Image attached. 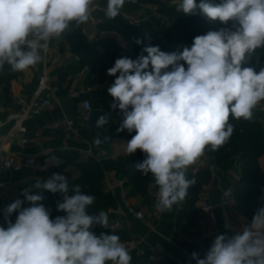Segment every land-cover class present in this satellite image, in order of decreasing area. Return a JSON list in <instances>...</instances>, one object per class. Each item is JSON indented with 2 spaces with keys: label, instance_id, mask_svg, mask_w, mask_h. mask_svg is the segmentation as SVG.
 I'll use <instances>...</instances> for the list:
<instances>
[{
  "label": "clouds",
  "instance_id": "1",
  "mask_svg": "<svg viewBox=\"0 0 264 264\" xmlns=\"http://www.w3.org/2000/svg\"><path fill=\"white\" fill-rule=\"evenodd\" d=\"M95 0H0V71L5 65L21 73L41 64L54 40L90 21ZM136 0H107L105 16L115 20L126 4ZM177 11L200 15L220 26L193 38L190 46L162 51L145 45L135 58H117L107 75L115 77L107 88L110 108L119 110V131L135 132L126 142V154L139 149L142 162L132 167L151 174L157 188L156 210L169 214L196 184L189 168L210 146L219 151L232 137L236 121H252L264 101V66H245L258 51L264 53V0H180ZM143 41L136 39L137 44ZM146 53V55H145ZM109 115L95 122L104 128ZM111 140L105 135L93 144ZM25 188L3 209L7 227L0 226V264H132V255L120 236L107 229L109 213H89L95 196L80 185L52 173ZM42 191L59 193L56 209L65 215L51 218L42 203ZM250 220L238 228L225 223L203 257L195 251V264H264V189ZM27 202L30 206L22 207ZM16 215L13 222L10 217Z\"/></svg>",
  "mask_w": 264,
  "mask_h": 264
},
{
  "label": "crops",
  "instance_id": "2",
  "mask_svg": "<svg viewBox=\"0 0 264 264\" xmlns=\"http://www.w3.org/2000/svg\"><path fill=\"white\" fill-rule=\"evenodd\" d=\"M106 6L107 0H95L90 21L83 24L82 28L88 33H97V35L107 32L99 28L98 24L100 20L96 16L98 11L105 12ZM122 12H125L128 17L142 20L139 14V4H126ZM111 33H116V36H113V38L125 48V45H123L125 40L122 36L115 31ZM87 42L89 43L88 40ZM56 43L59 49L63 51L66 43L60 40H56ZM89 45L92 49H100L99 45L91 46V43H89ZM102 52L104 51L102 50ZM89 65L91 67V64ZM43 66L44 64L42 62L35 68H30L25 72L14 73V79L11 82L9 92H5L0 88V151L15 157H33L36 159L37 163L36 166L32 168H26L12 174L0 171V182H6L10 184L11 187H19L20 189L22 187L35 189L37 180L46 181L52 173H60L68 178L70 186H75L74 182L83 175L82 171L74 163L67 165L65 168L57 169L63 164V161L57 156V153L63 151L77 152L80 156L78 162L83 164L87 163L89 158L95 157L97 161L107 163L108 167L111 166L108 171H105L103 181V191L110 193L116 200V207L105 211L109 213V222L121 220L123 223V229L121 230L111 231L99 227L97 234L100 232L114 233L120 236L121 241L127 240L132 236L140 237L142 243L139 248L131 254L133 258L132 264H150L148 261L141 260V258L144 256L146 257L150 248L154 245H158L161 248V253L158 254L160 263L168 261L173 264H195L194 260L190 261V254L195 251L203 257L204 253L201 252V246L190 243L188 239L196 234L198 227L192 228L185 225L187 229L185 230L177 223L178 215L183 210L189 197L186 198L181 205L174 206L171 213L160 214L159 217H156L150 208L152 186H150L148 190V199L140 195L132 194L133 186L128 184V178L125 174L126 169L120 168L126 161V158L131 156L126 154L125 151L126 142L131 139L130 137L119 131V134L114 136L108 149L105 150L100 147L97 148L93 144V141L99 137L98 133L92 140L83 139L80 133L79 136L65 138L62 133H54L51 130L53 124L66 117L62 108L57 107L39 117L30 118L24 124L27 135H33L35 133L42 134L43 139L40 145H23L20 140L25 137L24 134H19L16 138L10 139L8 135L13 126L5 123V118L9 113L19 110V106L17 105L18 98L32 97L37 86L38 75L42 72ZM107 66L108 68L112 67L111 62H107ZM79 69L80 66L72 61V53L64 55L63 59L50 69L52 80L62 88L60 96L61 101L72 99L75 103V110H77L83 100L89 99L93 105V111H100L103 114H108L110 117L109 119H111L115 125L122 123L117 121L118 117L122 115L119 110H112L110 108L112 97L107 92V88L114 82V77L106 74V79L102 83L92 86L87 81L90 70L84 78H77L76 73ZM93 77L94 76H92L91 79ZM85 87H90L92 90L87 93L85 92ZM69 94L72 95L68 97ZM80 128L87 130L94 128L92 114L91 121L81 125ZM208 160L210 161L207 157L206 161ZM119 162L121 163L119 164ZM260 166L264 171V156L260 159ZM201 170L204 171L205 169L199 166L198 160L195 165L189 168L188 177L192 178V176L196 175ZM240 172L241 163L237 162L226 175L222 173L221 179L210 171L207 172L210 175L208 181H205L202 176L198 179V182L202 183V185L195 206L201 210L204 199H209L215 206L217 215L215 236L217 233L226 231V215L230 216L231 220L229 222L233 228H236L235 219L237 213L232 210L221 209L220 201L225 190L231 187L234 188L240 178ZM20 195L21 194L18 195V198ZM140 210L146 215L144 220H140L135 216V212ZM209 246L210 245H207L204 248V252Z\"/></svg>",
  "mask_w": 264,
  "mask_h": 264
},
{
  "label": "trees",
  "instance_id": "3",
  "mask_svg": "<svg viewBox=\"0 0 264 264\" xmlns=\"http://www.w3.org/2000/svg\"><path fill=\"white\" fill-rule=\"evenodd\" d=\"M216 2H219V0H216ZM138 3L140 8L147 7L152 9L154 6H157L158 11L157 13L155 12L156 16L160 15L164 19L167 18L166 23H168V26H165L163 24L165 22L156 16L142 19L139 24H134L121 15L115 20H109L105 16V12L98 11L96 16L100 20L98 24L99 28L110 33L113 31L118 32L124 40L129 41V47H122L113 36H108L99 42V50L92 49L82 33V25L78 29L73 28L67 31L59 39L68 43L74 54L80 56L82 66L91 64L88 74L89 78L87 79L90 85L95 86L106 79L107 62H111L113 66L115 60L123 56L135 59L147 44L158 45L162 51L166 52L176 51L180 46H190L195 36L205 34L208 30H214L220 26L218 23H209L200 15L184 16L182 12L177 11V8L167 6L165 0H138ZM159 26L162 27V31L159 30ZM137 38L143 42L137 44ZM257 56L259 57V63H257L254 57L245 66H255L257 70L259 67L264 66V53L258 51ZM92 76L94 77L91 79ZM13 79L14 73L10 72L8 66L5 65L3 71H0V88L5 92H9ZM100 115L104 114L100 111H93L92 122L94 123V128L91 130L80 128L79 131L80 136L87 140H92L97 133L101 139L105 135L110 136L111 140L100 146V148L105 150L108 149L114 136L119 134V125L121 123L115 125L109 119L108 124L104 128H97L95 122ZM229 122L235 126V131L230 141L216 152L210 151V146H208L205 149V155L222 170L223 175H226L235 163H241L240 178L235 184L234 190L239 212L248 219H251L254 209L261 203L259 198L262 194L261 190L264 189V171L260 166V159L264 156V130L260 124L244 121L243 119L236 121L230 117ZM120 132L130 138L135 135L134 131L132 133H129L127 130ZM57 156L63 161V164L57 169L65 168L67 165L74 163L82 171L83 175L75 180L74 185H80L83 194L95 196L94 204L89 209L90 214L107 211L110 208L116 207L115 198L110 193L103 191L105 171H108L111 166L108 167L107 163L97 161L95 157L89 158L87 163H79L80 156L77 152L63 151L58 152ZM143 159L144 155L138 149L135 154L126 158V161L120 168L126 169L125 174L128 178V184L133 186L132 194L148 199V190L152 182L151 174L144 176L132 167L135 163L142 162ZM207 172L209 171L201 170L192 176L195 177L196 184L188 190L187 198L189 197V200L177 218V223L182 229L187 230L185 225L192 228L198 227V223L204 217L201 210L195 206V202L198 201L202 185V183L198 182V179L202 176L205 181H208L210 175ZM41 194L44 196L42 203L45 207L48 208L49 203L54 207V211L50 213L51 218L65 215V213L59 212L56 209V202L62 200L59 193L53 194L42 191ZM22 207L27 206L22 205ZM17 214L13 213L10 217L13 222ZM98 228L99 226L94 229L96 233L98 232ZM141 260L148 261L147 256L142 257ZM160 264L173 263L163 261Z\"/></svg>",
  "mask_w": 264,
  "mask_h": 264
},
{
  "label": "built area",
  "instance_id": "4",
  "mask_svg": "<svg viewBox=\"0 0 264 264\" xmlns=\"http://www.w3.org/2000/svg\"><path fill=\"white\" fill-rule=\"evenodd\" d=\"M166 1V0H165ZM135 4H139L138 0H136ZM97 10V9H96ZM121 16L126 20L139 24L141 20H136L134 18L128 17L125 12L121 13ZM82 33L85 35L91 46H98L99 42L105 37L108 36H116V33L104 32L102 34L97 33H88L84 28H82ZM72 53V61L73 63L80 66L79 71L76 73L77 78H84L87 72L90 70V65L85 64L81 65L82 60L80 56L74 54L72 48L69 44H65L64 50L59 49L56 40L52 41L49 47V50L45 56L43 61V70L38 75L37 78V86L31 98L21 97L17 100V105L19 106L18 111H14L9 113L5 118V123L11 124L13 127L9 133L10 139L16 138L19 134H24L20 141L23 145L33 144L40 145L43 139L41 133H35L33 135H27V130L24 127L26 121L30 118L39 117L49 111L56 109L57 107H61V93L62 88L55 84L50 76V69L60 62L64 55ZM92 88L85 87V92H90ZM72 94H69L70 97ZM93 112V105L89 99H85L81 102L80 107L75 110L73 114L70 116H66L63 120L52 125L51 130L54 133H62L65 138H71L79 136L80 126L91 121V114ZM122 115H120L117 121L122 122ZM251 123L259 122L264 130V101L258 105L257 109L254 110V119L249 121ZM205 154L199 160V166L205 170L215 173L219 179H221L222 170L211 162V160L206 161ZM36 159L33 157H15L9 154H4L0 151V171L7 174H12L16 172H20L26 168H32L36 166ZM25 188L15 189L13 190L11 185L8 183L0 182V203L4 201V205H7L13 199V195L16 197L22 193ZM32 190V189H29ZM35 191V190H32ZM157 188L152 187L151 191V204L150 208L152 213L159 217L161 213L156 210L155 204L157 200ZM37 192V191H36ZM8 198V199H7ZM23 196L21 195V200H23ZM8 201V202H7ZM23 205L30 206L27 202ZM220 207L223 210H232L237 213L235 219L236 228L240 226L243 221L250 220L241 214L238 210V201L235 194L234 188H228L222 194V198L220 201ZM3 212V208H0V226L7 227V224L3 217H1V213ZM201 212L204 215L203 219L198 223V228L196 234L189 238L188 241L192 244H196L201 246V252L204 253V248L207 245H210L215 237V227L217 222V215L215 212V206L209 199H204L203 204L201 206ZM135 216L144 220L146 215L143 211L135 212ZM230 216H225V221L229 222ZM104 229V228H103ZM123 229V223L121 220H116L113 222H109L108 228L104 230H121ZM122 242L128 248L130 254L136 251L140 244L142 243V239L137 236H132L127 240H122ZM161 253V248L158 245H154L150 248L147 256V260L151 264H160L158 260V254Z\"/></svg>",
  "mask_w": 264,
  "mask_h": 264
},
{
  "label": "rangeland",
  "instance_id": "5",
  "mask_svg": "<svg viewBox=\"0 0 264 264\" xmlns=\"http://www.w3.org/2000/svg\"><path fill=\"white\" fill-rule=\"evenodd\" d=\"M166 2H167V6H169V7L173 6V7L177 8V5L180 3V0H166ZM157 11H158V7L157 6H154V8H152V9L145 7V8H140V13L139 14L142 17V19H147V18L149 19L151 16H156ZM156 17H159L163 22H165L163 24H165V26H168V23H166L167 22V18L164 19V17L163 16L161 17L160 15L156 16ZM159 30L162 31L163 30L162 27L159 26ZM123 45H125V47H129L130 43H129V41L125 40L123 42ZM114 79H115V77H114ZM256 123L260 124L259 122H256ZM12 189L15 190V189H20V188L19 187H12ZM32 190H35L38 193H40L39 190H36V189H32ZM16 199H18V196L16 197L15 195H13V199L10 202L7 201L8 202L7 205H9L10 203L14 202ZM19 199H21V195H20ZM1 202L2 203H0V208L4 209L7 205L3 204V203H5L4 201H1ZM23 206H26V205H23ZM48 210H49L50 213L54 211V207H53V205L51 203H49V205H48ZM3 214L4 213L2 212L1 213V217H3ZM55 218H53V219H55Z\"/></svg>",
  "mask_w": 264,
  "mask_h": 264
},
{
  "label": "water",
  "instance_id": "6",
  "mask_svg": "<svg viewBox=\"0 0 264 264\" xmlns=\"http://www.w3.org/2000/svg\"><path fill=\"white\" fill-rule=\"evenodd\" d=\"M61 108L66 116H70L75 112V103L72 99H67L61 103Z\"/></svg>",
  "mask_w": 264,
  "mask_h": 264
}]
</instances>
